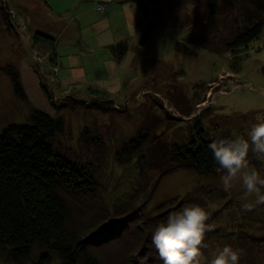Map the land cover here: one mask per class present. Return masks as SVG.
I'll list each match as a JSON object with an SVG mask.
<instances>
[{
  "label": "rangeland",
  "instance_id": "obj_1",
  "mask_svg": "<svg viewBox=\"0 0 264 264\" xmlns=\"http://www.w3.org/2000/svg\"><path fill=\"white\" fill-rule=\"evenodd\" d=\"M100 1L104 10L96 7ZM140 1L147 13L136 0H0V132L9 123L29 122L34 108L64 117L56 152L94 168L100 186L95 196L74 200V217L84 229L110 237L103 243L109 264H129L139 256L163 264L153 257V246L141 255L146 236L169 212L192 203L210 213L205 262L230 245L240 252L239 264H264V205L243 210L253 198L240 187L224 191L221 171L205 175L168 164L164 172L158 166L143 174L126 157L116 158L141 132L154 149L160 140L185 144L197 122L208 139L224 132L245 135L264 116V30L237 54L220 46L230 29L243 26L240 11L248 0ZM214 4L217 25L206 32ZM151 21L153 31L141 45ZM194 32L210 38L216 51L192 40ZM37 33L52 42H36ZM178 42L195 54L179 51ZM7 65L20 70L26 101L15 95ZM74 101H106L110 107L74 108ZM86 129L93 136L82 137ZM248 159L264 175V161L251 152ZM113 212L135 217L123 220L120 232L119 220L109 219ZM43 252L34 249L32 260ZM52 258L50 264H64ZM0 264L16 263L0 249Z\"/></svg>",
  "mask_w": 264,
  "mask_h": 264
},
{
  "label": "trees",
  "instance_id": "obj_2",
  "mask_svg": "<svg viewBox=\"0 0 264 264\" xmlns=\"http://www.w3.org/2000/svg\"><path fill=\"white\" fill-rule=\"evenodd\" d=\"M135 3L147 13L144 3L140 0H136ZM96 7L104 10L106 2L100 1ZM243 7L240 12L244 17V24L230 29L228 38L220 46L222 50L225 47L238 54L264 30V0H248ZM217 9L216 4L211 8L206 20V32L214 30L217 25ZM4 12L6 15H12L8 10ZM154 26V22L151 21L141 37V45L148 41ZM40 35L37 33L35 36L36 42L41 44L52 42L48 40L51 39L50 36ZM190 36L200 46L209 50L216 49L206 35L194 32ZM177 49L186 54H195L192 48L180 42ZM262 70L264 73V63ZM6 71L11 77L15 95L26 101L29 97L20 70L14 65H7ZM48 96L51 100L55 97L50 92ZM65 98L68 99L69 96ZM104 102L74 101L72 106L96 110H101L106 105L110 107L106 101ZM195 127L194 137L185 144H169L160 140L158 149H154L156 146L152 144L145 143L141 132L116 152V158L121 162L126 157L127 161L135 163L139 173L143 174L158 166L164 172L165 165L168 164L184 166L200 174H214L218 171V165L208 145L212 140L232 138L233 135L224 132L217 138L208 139L205 129L200 127L199 122ZM65 129L63 116L55 117L34 108L29 122L9 123L0 132V249L13 263L50 264L53 260L52 254L64 264L110 262L109 253L103 250V243L110 240V237L108 235L104 237L102 234L97 236L91 228L84 229L83 224L80 225L74 217L72 210L74 200L95 196L100 186L94 168L56 152L54 142ZM88 131L86 129L82 137L93 136ZM127 214L118 216L113 212L112 216H109L111 221L119 220L116 222L120 225L118 228L120 232L125 225L123 220L128 221L135 217V213ZM146 223L147 221H143V224ZM151 235L152 231L149 230L145 245L140 251L141 255L150 247H154L151 245ZM37 247L42 248L44 252L33 261L32 256ZM152 255L159 257L156 249L152 250ZM142 257L130 259L129 264H159L152 256L145 261L140 260Z\"/></svg>",
  "mask_w": 264,
  "mask_h": 264
},
{
  "label": "clouds",
  "instance_id": "obj_3",
  "mask_svg": "<svg viewBox=\"0 0 264 264\" xmlns=\"http://www.w3.org/2000/svg\"><path fill=\"white\" fill-rule=\"evenodd\" d=\"M211 150L218 171L223 174L220 181L224 191L237 187L243 189L247 197H252L241 205L251 211L264 205V175L250 165L249 153L264 161V116H257L256 122L245 135L233 134L232 138L212 140ZM210 213L199 204H186L169 212L166 220L158 223L151 235V242L163 264H239L240 252L230 245L216 251L210 261L205 262L202 248L206 233L213 230L207 223Z\"/></svg>",
  "mask_w": 264,
  "mask_h": 264
}]
</instances>
